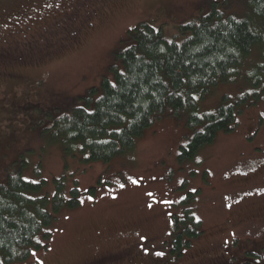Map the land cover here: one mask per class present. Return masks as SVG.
Instances as JSON below:
<instances>
[{
  "label": "rangeland",
  "instance_id": "obj_1",
  "mask_svg": "<svg viewBox=\"0 0 264 264\" xmlns=\"http://www.w3.org/2000/svg\"><path fill=\"white\" fill-rule=\"evenodd\" d=\"M93 1L0 0V183L20 170L27 180H46L51 196L53 178L65 174L67 188L77 180L80 201L57 212L46 246L31 247L21 264H264V93L243 74L205 93L199 111L214 112L247 91L258 98L235 113L231 131H219L182 162L179 150L192 130L169 111L132 151L107 162L66 161L41 136L91 86L99 88L102 76L112 78L111 66L120 65L115 52L132 44L128 31L139 21L179 41L180 25L199 21L212 1L223 7L222 0H108L82 27ZM186 210L203 233L175 258L173 216L184 218ZM251 249L260 257L247 258Z\"/></svg>",
  "mask_w": 264,
  "mask_h": 264
},
{
  "label": "trees",
  "instance_id": "obj_2",
  "mask_svg": "<svg viewBox=\"0 0 264 264\" xmlns=\"http://www.w3.org/2000/svg\"><path fill=\"white\" fill-rule=\"evenodd\" d=\"M230 1L222 0V8L212 1L199 21L180 25L179 41L166 40L157 27L139 21L128 31L132 44L115 52L120 65L111 66L112 78L102 76L99 88L91 86L79 103L43 128L41 136L48 145L58 146L66 161L77 156L84 163L107 162L132 151L153 119L169 111L178 119L183 116L192 130L179 150L182 162L213 143L219 131H231L235 113L254 102L257 91L244 92L234 102L225 98L214 112L201 113L198 102L240 73L264 93V0ZM53 180L51 196L44 191L46 180H27L20 170L0 183V264H21L31 247L46 246L57 212L80 204L76 179L69 188L65 174ZM171 230L169 253L175 258L203 233L201 220L189 210L184 218L173 216ZM39 233L43 244L36 239ZM260 254L245 252L247 258Z\"/></svg>",
  "mask_w": 264,
  "mask_h": 264
},
{
  "label": "flooded vegetation",
  "instance_id": "obj_3",
  "mask_svg": "<svg viewBox=\"0 0 264 264\" xmlns=\"http://www.w3.org/2000/svg\"><path fill=\"white\" fill-rule=\"evenodd\" d=\"M90 1H92V0H90ZM107 1L108 0H95V1H93L94 5L93 6L90 5L88 7L90 12L87 13L85 10H83L84 13H82V14L85 17V19L83 21V24H81L82 27H84L85 25H88L89 24V19H92V17L97 18L99 16V14L101 13L103 7L106 5ZM85 3L86 2H84V4ZM81 4L83 5V2H81ZM69 18H71V17H69Z\"/></svg>",
  "mask_w": 264,
  "mask_h": 264
},
{
  "label": "snow or ice",
  "instance_id": "obj_4",
  "mask_svg": "<svg viewBox=\"0 0 264 264\" xmlns=\"http://www.w3.org/2000/svg\"><path fill=\"white\" fill-rule=\"evenodd\" d=\"M262 115H264V113H262ZM128 179L131 181V183H132V184H138V183H139L137 180H135V179H132L131 177H129ZM120 186H121V188H123V187H124V185H123V184H121ZM149 195H152V194H151V193H149ZM89 199H91V197H89ZM81 202L83 203V201H81ZM165 203H170V202H167V201H166ZM148 207H149V208H151V207H152V205H151V204H149V205H148ZM141 239H144V237H141ZM157 255H163V253H157ZM39 264H43V261H40V262H39Z\"/></svg>",
  "mask_w": 264,
  "mask_h": 264
}]
</instances>
